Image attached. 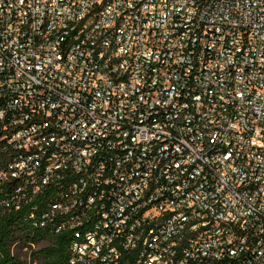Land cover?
<instances>
[{"label":"built area","instance_id":"1","mask_svg":"<svg viewBox=\"0 0 264 264\" xmlns=\"http://www.w3.org/2000/svg\"><path fill=\"white\" fill-rule=\"evenodd\" d=\"M38 194L68 264H264V0H0V214Z\"/></svg>","mask_w":264,"mask_h":264},{"label":"trees","instance_id":"2","mask_svg":"<svg viewBox=\"0 0 264 264\" xmlns=\"http://www.w3.org/2000/svg\"><path fill=\"white\" fill-rule=\"evenodd\" d=\"M43 194L33 197L29 204L22 205L18 210L5 211L0 214V264H26L16 248H33L32 258L38 264H68L72 233L63 230L54 232V226L35 225L45 203ZM37 206L34 218H30V210ZM47 241L44 246L41 244Z\"/></svg>","mask_w":264,"mask_h":264},{"label":"rangeland","instance_id":"3","mask_svg":"<svg viewBox=\"0 0 264 264\" xmlns=\"http://www.w3.org/2000/svg\"><path fill=\"white\" fill-rule=\"evenodd\" d=\"M48 242L44 241L41 245L44 246ZM36 248L33 247L31 249L29 248H16L15 251L20 255V257L25 260L26 264H38V262L32 258V252Z\"/></svg>","mask_w":264,"mask_h":264}]
</instances>
